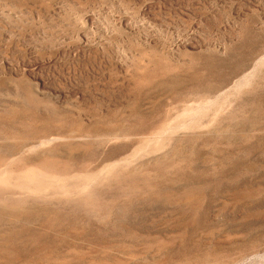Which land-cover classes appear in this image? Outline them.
<instances>
[{
    "label": "rangeland",
    "instance_id": "obj_1",
    "mask_svg": "<svg viewBox=\"0 0 264 264\" xmlns=\"http://www.w3.org/2000/svg\"><path fill=\"white\" fill-rule=\"evenodd\" d=\"M0 244L264 264V0H0Z\"/></svg>",
    "mask_w": 264,
    "mask_h": 264
},
{
    "label": "bare ground",
    "instance_id": "obj_2",
    "mask_svg": "<svg viewBox=\"0 0 264 264\" xmlns=\"http://www.w3.org/2000/svg\"><path fill=\"white\" fill-rule=\"evenodd\" d=\"M52 153H53V150H52ZM52 153H51V152L45 153V154H46L45 156H52V155H53ZM169 162H170V161H169ZM114 164H115V163H114ZM106 165H107V164H106ZM111 165H112V166H111ZM111 165H110L111 167L109 166V168H108V173L105 172V174L107 173V174L109 175L108 177H110V176H111V177H115V178L119 177L121 181L124 180L125 177H126V173H123V170H128V169H123L122 166H121V167H120V166L118 167V164H115V165L111 164ZM6 167H7V166H6ZM107 167H108V166H107ZM107 167H106V171H107ZM158 167H161V166L159 165ZM156 170H158V169H157V168H154V169H151V170H150V169H149V170L145 169L144 172H145V173H151V171L154 172V171H156ZM98 171H99V170H98ZM125 172H126V171H125ZM98 173H99V172H98ZM29 174H30V173H29ZM82 174H83V173H82ZM93 174H94V173H93ZM96 174H97V173H96ZM101 174H102V172H101ZM105 174H104V175H105ZM107 174H106V175H107ZM137 174H138V173H137ZM87 175H91V174L87 173ZM76 176H78V175H76ZM76 176H75V177H76ZM84 176H85V174H84ZM99 176H100V174H99ZM75 177H74V181H75L76 178H77V177H76V178H75ZM86 177L89 178L90 176H86ZM91 177H93V176L91 175ZM91 177H90V178H91ZM105 177H107V176H105ZM90 178H89V179H90ZM98 178H99V177H98ZM101 178H102V177L100 176V180H99V182H98V183H100V184L104 182V179H101ZM147 178H148V177H147ZM147 178H144V180H145V181H148V180H146ZM156 178H157V177H156ZM68 179H69V178H68ZM80 179H81V178H79V180L76 181L78 184H79L78 181H80ZM84 179L87 180V184L84 183L85 181H84L82 184H86V186L83 187V186L81 185V186L79 187L78 184H76V185H77L76 187H79V189H77V188L75 187V188L77 189V191H76L75 188H74V191H76L75 194H79V193L81 194V193H84L88 188H91V187H90V186H91V180L88 181L89 179H86V178H84ZM95 179H96V176H95ZM110 179H111V178H110ZM110 179L108 178V180H110ZM23 180H24V179H23ZM23 180H22V181H23ZM71 180H72V179H71ZM81 180H82V179H81ZM106 180H107V179H106ZM44 181H45V180H44ZM50 181H51V180H50ZM96 181H97V180H96ZM35 182H36V181H35ZM62 182H63V181H62ZM65 182H66V181H65ZM71 182H72V181H71ZM108 182H109V181H108ZM39 183H40V182H39ZM63 183H64V182H63ZM68 183H69V182H68ZM110 183H111V182H110ZM110 183H109V184H110ZM59 184H62V183L60 182ZM59 184H58V185H59ZM6 185H7V184H6ZM21 185H22V183H21ZM58 185H57L56 188H60V187H61L60 185H59L60 187H58ZM72 185H73V184H72ZM92 185H93V184H92ZM127 185H128V184H127ZM7 186H9V185H7ZM25 186H26V184H25ZM37 186H38V187H39V186H42V183H41V185H37ZM63 186H65V185H63ZM136 186H137V185L134 183L133 187H136ZM22 187H23V185H22ZM42 187H43V186H42ZM46 187H48V186H46ZM73 187H74V186H73ZM19 188H20V187H19ZM19 188H18V189H19ZM33 188H34V187H33ZM70 188H71V187H70ZM70 188H69V189H70ZM20 189H21V188H20ZM25 189H26V188H25ZM25 189H24V191H25ZM29 189H30V188H29ZM50 189H51V188H50ZM52 189H53V188H52ZM61 189H62V188H61ZM66 189H67V188L64 189V187H63V190H66ZM71 189H72V188H71ZM22 190H23V189H22ZM22 190H21V191H22ZM37 190H38V189H36V191H34L35 194H36ZM19 191H20V190H19ZM40 191H43V189L41 190V189L39 188V192H40ZM60 191H61V190H60ZM60 191H59L58 193H60ZM67 191H68V190H67ZM69 192H73V191H70V190H69L67 193H69ZM32 193H33V191H32ZM61 193H62V192H61ZM73 193H74V192H73ZM98 193H100V192H98V191L96 190V194H95L94 196H101V195L98 194ZM63 194H65V193H63ZM70 194H71V193H70ZM27 195H28V194H27ZM31 195H32V194H31ZM33 195H34V193H33ZM72 195H73V194H72ZM18 196H19V195H18ZM66 196H67V194H66ZM66 196H65V197H66ZM6 214H7V213H6ZM6 214H5V215H6ZM6 217H7V219H8L7 221H9V220H14L13 222H16V221L18 220L16 217H13V215H12L11 213H8V214L6 215ZM9 243H10V242H9ZM10 245H11V244H10ZM0 247H2V248H0V251H3V250L6 249L4 246H2V244H0ZM3 252H6V251H3ZM52 260H53V259H52ZM109 262H110V261H109ZM28 264H29V263H28Z\"/></svg>",
    "mask_w": 264,
    "mask_h": 264
}]
</instances>
